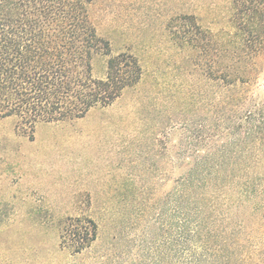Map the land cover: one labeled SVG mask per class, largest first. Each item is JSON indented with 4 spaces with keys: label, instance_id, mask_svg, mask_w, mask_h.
Returning a JSON list of instances; mask_svg holds the SVG:
<instances>
[{
    "label": "rangeland",
    "instance_id": "374dc122",
    "mask_svg": "<svg viewBox=\"0 0 264 264\" xmlns=\"http://www.w3.org/2000/svg\"><path fill=\"white\" fill-rule=\"evenodd\" d=\"M192 8L211 28L221 27L220 0H95L99 34L112 42V54L136 55L142 65L139 82L112 104L92 108L82 118L39 122L31 135L16 126L15 118L0 119V264H101L95 243L76 255L59 246L58 223L76 216L93 219L107 236L119 234L121 252L114 264H131L139 243L156 245L161 252L168 226L161 224L163 213L158 211L160 198L171 192V157L178 156L179 165L190 167L212 139L231 138L193 116L192 106L190 129L180 124L171 129V105L182 104L177 91L183 90L185 97L188 91L197 92L204 108L203 91L208 99L218 97L217 87L211 86V94L208 82L194 71L190 51L171 42L172 12ZM105 61L104 56L94 59L95 77H104ZM257 86L263 96L264 74ZM184 135L188 149L179 155ZM261 150L252 168L236 179L256 186L241 216L235 217V222L244 220L232 230H239L249 264H264V147ZM231 186H208L207 199L236 212L233 206L242 198L234 200L239 188ZM166 212L169 217L171 210ZM165 252L170 254L169 249Z\"/></svg>",
    "mask_w": 264,
    "mask_h": 264
},
{
    "label": "trees",
    "instance_id": "16d2710c",
    "mask_svg": "<svg viewBox=\"0 0 264 264\" xmlns=\"http://www.w3.org/2000/svg\"><path fill=\"white\" fill-rule=\"evenodd\" d=\"M94 1L0 0V119L15 118L16 126L31 135L39 122L82 118L92 108L112 104L139 82L142 65L136 55L112 54V42L99 34ZM220 2L224 17L217 30L196 8L171 14V42L190 51L188 61L194 71L218 93L208 99L202 92L207 97L204 108L197 92L188 91L185 97L183 90L177 91L182 104L171 105V129L177 124L190 129L194 122L188 118V107L192 106L193 116L207 126L220 127L231 138L212 139L190 167L179 165L178 156L171 157V192L160 198L158 211L163 213L161 224L168 226V237L161 241L163 251L139 243L131 264H249L239 230H232L244 220L235 222V217L241 216L249 202L245 200L256 188L253 181L236 179L252 168L264 147V95L258 94L257 86L264 74V0ZM100 56L106 57L105 74L95 77L93 61ZM186 137L179 155L188 149ZM213 185L239 188L234 200L240 195L242 202L238 199L233 206L236 212L224 211L207 199L208 186ZM57 228L59 246L70 254H80L95 243L101 264L119 259V234L107 236L93 219L67 217ZM106 236L110 238L104 240Z\"/></svg>",
    "mask_w": 264,
    "mask_h": 264
}]
</instances>
